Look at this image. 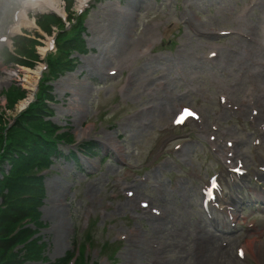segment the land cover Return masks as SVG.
I'll return each instance as SVG.
<instances>
[{
  "label": "rangeland",
  "instance_id": "rangeland-1",
  "mask_svg": "<svg viewBox=\"0 0 264 264\" xmlns=\"http://www.w3.org/2000/svg\"><path fill=\"white\" fill-rule=\"evenodd\" d=\"M76 2L60 0L64 23L77 15ZM86 5L80 13L83 48L72 53L73 68L57 79L43 72L55 99L51 120L71 136L59 146L63 156H53L38 208L43 226L34 237L44 246L47 264L71 255L75 260L78 250L82 264H264L260 205L245 206L234 229L208 225L201 209L208 175L227 166L224 154L214 153L207 141L213 135L223 153L233 141L234 155L248 164V185L264 191V181L251 182L264 162V0ZM22 10L21 0H0V40L38 33L36 49L48 53L57 30L48 35L39 29L38 13L28 11L34 25L9 35ZM232 30L237 34H215ZM7 46L13 51L10 41L0 42V54ZM212 49L217 57L206 62L202 58ZM45 55L33 68L6 66L0 57V113L6 124L27 97L10 109L5 91L13 85L26 89L24 70L43 69ZM181 106L199 110L201 120L195 116L175 127ZM96 140L98 148L85 155L86 143ZM70 150L78 153L80 166L65 158ZM142 201L149 207H141ZM251 219L257 224L249 228ZM242 243L245 261L237 256Z\"/></svg>",
  "mask_w": 264,
  "mask_h": 264
},
{
  "label": "trees",
  "instance_id": "trees-1",
  "mask_svg": "<svg viewBox=\"0 0 264 264\" xmlns=\"http://www.w3.org/2000/svg\"><path fill=\"white\" fill-rule=\"evenodd\" d=\"M40 27L51 31L52 25H60L55 16H40L37 19ZM60 36L59 56L51 61L52 73L70 68L68 55L72 51H82L83 42L79 40L80 29L69 35ZM37 42L27 37H16L14 46L17 56L7 52L9 62L33 66ZM24 58V59H23ZM30 59V60H27ZM6 97L8 107L25 97V91L12 86ZM41 102L34 104L26 112L18 115L13 127L6 131L2 113L0 114V264H30L31 262H46L43 258V245L34 236L39 232L42 223L39 221L38 208L45 196L42 178L36 172L49 164V153L55 149V128L48 134L42 132L37 117L42 115ZM63 137V136H62ZM51 155V153H50ZM11 169L8 174L2 169L4 164ZM29 220L36 229L25 227ZM68 258L54 264H67ZM53 264V263H50Z\"/></svg>",
  "mask_w": 264,
  "mask_h": 264
},
{
  "label": "bare ground",
  "instance_id": "bare-ground-1",
  "mask_svg": "<svg viewBox=\"0 0 264 264\" xmlns=\"http://www.w3.org/2000/svg\"><path fill=\"white\" fill-rule=\"evenodd\" d=\"M77 1V6L82 7L88 1L90 0H76ZM23 10L17 14L16 19H15V24L12 26L10 29V32L12 34L17 33L18 31H21V27H30L34 25L33 22L29 20L28 17V11L34 12V13H41V12H58L64 15V8L59 5L60 0H23ZM128 6H131V8L137 7L135 3L129 2ZM234 33H236L234 31ZM45 51V50H43ZM40 70L41 68H38L35 71L31 70H24L26 74V89L29 90L30 92V97L32 96V91L34 90V87L37 83L38 77L40 75ZM13 74V73H12ZM8 77H12L10 74H7ZM183 108H181L182 110ZM152 243V242H150ZM138 244V243H136Z\"/></svg>",
  "mask_w": 264,
  "mask_h": 264
}]
</instances>
